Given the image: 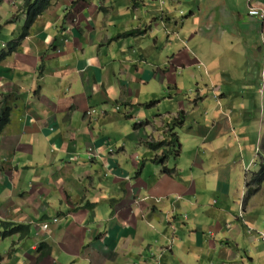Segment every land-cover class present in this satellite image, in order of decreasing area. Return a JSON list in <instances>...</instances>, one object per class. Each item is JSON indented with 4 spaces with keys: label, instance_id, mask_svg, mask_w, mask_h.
I'll return each mask as SVG.
<instances>
[{
    "label": "crops",
    "instance_id": "0c3cea01",
    "mask_svg": "<svg viewBox=\"0 0 264 264\" xmlns=\"http://www.w3.org/2000/svg\"><path fill=\"white\" fill-rule=\"evenodd\" d=\"M24 1L13 2L23 10L17 21L44 4ZM118 1L51 0L20 36L22 24L0 23V93L12 108L0 136V220L30 223L52 246L39 258V240L27 246L30 236L12 235L3 240L19 250L11 256L6 246L0 264H264V242L248 232L264 227V199L248 198L246 186L235 191L227 169L206 166L241 138L240 114L251 103L244 94L255 93L264 62V17L249 5L264 11V0H246L247 13L236 0ZM131 29L145 32L119 37ZM153 81L170 89L169 102L189 83L218 95L213 118L196 127L186 117L204 96L176 101L186 114L179 126H189L204 159L178 162L181 143L163 168L150 165L168 146L149 142L166 138L170 122L128 123ZM144 147L149 156L138 152Z\"/></svg>",
    "mask_w": 264,
    "mask_h": 264
},
{
    "label": "rangeland",
    "instance_id": "374dc122",
    "mask_svg": "<svg viewBox=\"0 0 264 264\" xmlns=\"http://www.w3.org/2000/svg\"><path fill=\"white\" fill-rule=\"evenodd\" d=\"M39 1L42 2L43 0H39ZM137 1H139V2H137ZM144 1L145 0H131V5H134V6H137L138 4L141 5L142 2H144ZM236 1H237V4L241 5L242 12L247 13L248 12V9H247L248 4H247L246 0H236ZM13 2H14V0H0V21H1L0 23L5 24L4 23L5 21H12V22H8L5 25L10 26V28L14 27L13 29H17L18 25L22 24V27L20 29V34L18 35V36H20L22 33H24L26 31L25 26H26L28 16L22 15L21 21H17V17L19 16V14H21L23 12V10L16 8L14 6ZM153 2L155 4V6L156 5H160V6L165 5L166 7L169 6L168 5L169 2L167 1V3H166L165 0H155ZM164 2L166 4H164ZM7 3H10V4H7ZM118 3L125 5V0H119ZM7 8H10L11 11L13 8H15V10L13 9L14 12L12 14L8 15V9ZM23 8H24V5H23ZM185 10H186V7L184 4H182L179 7H177L176 12L178 13L179 16H182L181 12L182 11L184 12ZM8 32L9 31L6 30L5 28L2 29V40H5L4 38L9 37ZM161 34H162V32H161ZM166 35H165V38H166ZM10 39L5 40V45H8V42H10ZM152 40H154V39H152ZM261 40L263 42L257 50L262 53L261 57L263 59V57H264V39H261ZM0 51H1V47H0ZM153 63L158 64L159 62L153 61ZM252 80L256 86V87H252L253 91L255 93L254 94H244V95H247L250 97V102H251L250 103V109L241 112L240 117L242 120V126L238 128L240 132L236 131V134H238L241 138H239L238 140H237V138H235L236 142H234V146L229 148V150H226L225 151L226 153H222L221 155H216V154L211 155L210 154L208 159H207V165L206 166H208L207 169H227V170H225V172L230 175L228 181L231 183V186L233 187V189L235 191H237V190L241 191L242 188H244L246 186V188H247L246 194H247L248 198H251L254 200L255 199L260 200V199H264V183L263 184H257V182L255 180L256 179L255 176H256V173L261 169L262 164L264 163V149H263L264 148V62L262 63L261 70L258 72V74L255 78H252ZM189 84L193 87H191V88L187 87L186 90H184V92H187V93L178 94L175 102H169V101L165 100L164 97L169 95L170 89L166 88L164 90L163 88H160L157 81L151 82L150 88L147 91H145L144 94L141 93V100H142V102H145V105H139L136 108V111L133 113V116H134L133 121H131V123H128V124H130L131 126H135L136 123H139L138 126H140V124L142 122H144L143 125H141V126H144L145 124H147L148 120L153 121L156 117H159L160 115H161L159 118L160 121H163L165 119V120H168L170 123L173 122L171 124V126H174V124H179L180 120H178V118L175 119V116L179 114L181 109L179 107L180 102L177 103L176 101H182V100L186 101V99H187L186 97H189V95H191V98H188V99H192L193 102H194V100L196 102L198 100H201V99H198L199 96H204V98H205V100L203 99V101H201L200 110L198 112L190 114L186 117V121L189 123V125L196 127V125L194 123H196L197 119L200 120V119L205 118V117L207 119H212L213 115H214V110L216 107H211V106H214L218 103L217 102L218 101L217 100L218 95L216 93L211 92V91H206L203 93H197L195 91V87L197 85L194 83L193 84L189 83ZM215 86H217V84L212 85V87H215ZM260 88H262V90H260ZM144 90H145V87H141V91H144ZM239 90H241V88ZM172 93H174V91H172ZM240 95H242V94H240ZM236 96H239V95L236 94ZM2 98L3 97H1V99ZM157 100H160L161 102L156 106H155V104H152L150 106H148V104H146V103L157 101ZM139 108H143L144 112H142V111L138 112ZM197 110H198V107L196 108L195 111H197ZM88 113L92 115L91 111H89ZM229 113H230V111H229ZM156 119H158V118H156ZM156 124H158V121L156 122ZM202 125H204V124H202ZM188 128H189V126H188ZM188 128L181 129V126H178V134H179V136H182V140L180 139V142L184 143V149H183V152L181 153L182 157L180 158V160H178V162L179 161L180 162H183V161L187 162L189 160L193 161L194 158L196 160L197 153L200 154L201 157L204 159L202 150H199L196 154H194L196 146L194 145V142L192 140H190V137H192V135L187 134ZM208 128H210V130H211V127H208ZM197 131H199V130H197ZM196 134H198V133H196ZM170 136H171V133L167 132L168 141H170ZM233 136H234V134H233ZM231 149H233V150H231ZM135 150H138V149L136 148ZM146 151H147L146 147H144L143 150H138V152H142L143 155L144 154L147 155L148 152H146ZM147 156H149V155H147ZM170 156L174 157L175 154L170 155ZM173 157L170 158V162H172V163L174 162ZM158 164L159 163H157V164L150 163L151 166H156V167L161 166ZM161 168H163V166H161ZM241 214H242L241 217L244 218V214L243 213H241ZM244 223H247V222H244ZM41 224L42 223H40V225ZM246 225H248V224H246ZM251 228H253V227H251ZM258 230H260L261 232H264V227L259 228ZM256 231L257 230H255V233H257ZM248 232L254 233V231H248ZM19 236L20 235L17 234V239H21ZM43 236L46 237L47 235L44 233ZM9 237H12V236H9ZM39 237H40V235H38L36 233V231L32 230L29 239H27V241H26L27 246L31 242H33V241L36 242L37 240H39ZM14 241H15V239H10L8 241L1 239L0 251H3L6 246H8V245L10 246L12 244L11 245L12 250H11L10 254H11V256H13V254L15 252H17V250H19V249H16L17 242L16 241L14 242ZM39 241L40 242H38V247L40 246V243L42 241V237L40 238ZM34 260H35V258H34ZM35 264H37V263H35Z\"/></svg>",
    "mask_w": 264,
    "mask_h": 264
},
{
    "label": "trees",
    "instance_id": "16d2710c",
    "mask_svg": "<svg viewBox=\"0 0 264 264\" xmlns=\"http://www.w3.org/2000/svg\"><path fill=\"white\" fill-rule=\"evenodd\" d=\"M50 2L51 0H44L43 1L44 4L42 7L43 8L47 7L50 4ZM28 4H29V0H25V5H28ZM42 7L40 8L39 12L43 10ZM33 20H34V17L31 18L27 22L25 28H28L30 26V22H32ZM143 32H145V29L144 30L131 29V30L120 33L119 37H122V38L129 37V36H133V35L140 34ZM15 48H16V45L14 46V49ZM1 97L3 98L1 99ZM7 97H8L7 95H2L0 93V136L3 130L5 129V127L11 122L12 108L7 102ZM180 114H182V111L180 112ZM181 122H183V120H181ZM165 143H169L173 145L172 148L174 149H171V150H173L174 153H172L170 149H165L161 156L155 157L154 161L156 163L164 164L167 161L169 153L179 154L180 152L181 143L179 140V136L176 133H172V135L170 136V141H166V140L154 141V142H150L149 145L154 149H158V148L163 147ZM255 178H256L255 180L257 184L264 183V163L262 164L261 169L256 173ZM31 232H32V224L30 223H17V222H12V221H7V220H0V240L8 238L9 236H12L14 234H19L20 238L24 239L30 236ZM37 249H38L37 251L39 252V258L48 256L52 252V246L46 241H42L40 243V246Z\"/></svg>",
    "mask_w": 264,
    "mask_h": 264
},
{
    "label": "clouds",
    "instance_id": "9594fccd",
    "mask_svg": "<svg viewBox=\"0 0 264 264\" xmlns=\"http://www.w3.org/2000/svg\"><path fill=\"white\" fill-rule=\"evenodd\" d=\"M43 1H44V0H43ZM248 1H249V3H251L252 0H248ZM30 2H31V0H29V3H30ZM42 3H43V2H42ZM24 4H25V1H24ZM41 5H42V4H41ZM40 8H41V6L37 9L38 12H39ZM254 8H255V9H258V10L260 11L261 15H260V14H259V15H258V14H257V15H256V14H252V13H251V10L254 9ZM249 9H250V10H249V13H250L251 16H255V17H258V18H262V17H264V11H263L262 8L254 7L253 5L250 4V5H249ZM37 11H35V12L32 14V16L30 17V19L33 18V17H35V16L37 15V14H36ZM30 19H29V20H30ZM29 20H28V21H29ZM28 21H27V22H28ZM26 24H27V23H26ZM260 90H262V88H260ZM181 111H182V110H181ZM181 111H180V112H181ZM180 112H179L177 118H178V120H180L179 124H183V122L185 121V115H186V114H184L183 111H182V114H180ZM177 118H175V119H177ZM175 119H174V120H175ZM181 120H183V122H181ZM172 123H173V122L170 123L169 128H168V130L166 131V132H170L171 135H172V133H176V132H174V130H175V128H176L177 126H179V124H174V126H171ZM176 134H177V133H176ZM177 135L179 136V134H177ZM165 137H166V138H164V139H162V140H166V141H168V139H167V133H165ZM168 137H169V136H168ZM179 140H180V136H179ZM159 141H161V140H159ZM151 142H154V141H151ZM149 143H150V142H149ZM180 143H181V142H180ZM165 146H168V147L165 148V149H174V148H172L173 145H171V144H169V143H165ZM175 146H176V145H175ZM165 149H164V150H165ZM170 151H171L172 153H174L173 150H170ZM163 152H164V151H163ZM163 152H162V154H163ZM162 154H161V155H162ZM161 155H157V156H161ZM169 155H170V153H169ZM172 155H173V154H172ZM157 156H156V157H157ZM154 159H155V158H154ZM154 159H153V160H154ZM167 159H168V158H167Z\"/></svg>",
    "mask_w": 264,
    "mask_h": 264
},
{
    "label": "built area",
    "instance_id": "2783aa9c",
    "mask_svg": "<svg viewBox=\"0 0 264 264\" xmlns=\"http://www.w3.org/2000/svg\"><path fill=\"white\" fill-rule=\"evenodd\" d=\"M251 13L252 14H260L261 15V13H260V11L258 10V9H252L251 10ZM241 216H242V214H241ZM58 217H55L54 219H53V221L54 222H58ZM49 225H50V223L49 222H43L42 224H41V227L44 229V230H47L48 228H49ZM250 230L251 231H254V230H256V229H254V228H250ZM258 234H259V236H260V238L262 239V241L264 242V232H261L260 230H258L257 229V231H256Z\"/></svg>",
    "mask_w": 264,
    "mask_h": 264
}]
</instances>
